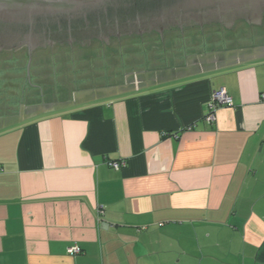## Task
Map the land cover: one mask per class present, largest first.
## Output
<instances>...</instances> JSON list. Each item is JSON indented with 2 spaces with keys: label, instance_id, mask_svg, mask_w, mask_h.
I'll return each mask as SVG.
<instances>
[{
  "label": "crops",
  "instance_id": "0c3cea01",
  "mask_svg": "<svg viewBox=\"0 0 264 264\" xmlns=\"http://www.w3.org/2000/svg\"><path fill=\"white\" fill-rule=\"evenodd\" d=\"M263 94L264 56L0 127V264H264Z\"/></svg>",
  "mask_w": 264,
  "mask_h": 264
},
{
  "label": "water",
  "instance_id": "95a60500",
  "mask_svg": "<svg viewBox=\"0 0 264 264\" xmlns=\"http://www.w3.org/2000/svg\"><path fill=\"white\" fill-rule=\"evenodd\" d=\"M263 12L264 0H0V32L15 36L0 40V49H29L27 72L16 73L14 86L0 84V127L38 112L262 57L263 31L222 48L208 29L203 36L198 28L183 35L179 30L251 21ZM176 27L179 30L162 38ZM151 33L158 35L127 40L121 49L96 46L75 59L68 56L64 66L49 63L44 82H36L37 74L29 77L35 48ZM20 34L22 38L16 37ZM6 61L26 64L10 56Z\"/></svg>",
  "mask_w": 264,
  "mask_h": 264
},
{
  "label": "flooded vegetation",
  "instance_id": "af4514ba",
  "mask_svg": "<svg viewBox=\"0 0 264 264\" xmlns=\"http://www.w3.org/2000/svg\"><path fill=\"white\" fill-rule=\"evenodd\" d=\"M243 27L246 28L245 31H243ZM198 28V29H196ZM199 30L200 35H204V30L208 29L210 34H212L214 37H218L219 41H221V47L225 48L227 47L228 43L231 44L234 41L238 40H250L253 38V36H256L262 31L264 32V12L261 14L259 19H252L251 21H247L244 19H234L231 20L230 24H211L203 27L199 26H185L182 31L179 30V28H171L168 31L164 32L162 38L170 37L172 35V32L175 30H179V33L183 35V33L187 30ZM257 30V31H256ZM260 31V32H259ZM207 32V33H209ZM158 34H147L143 35L142 37H121L118 38H111L107 42H100L98 39H91L89 43H73L72 45L68 44H53L52 46H45V47H38L32 50L31 52V64L29 67V77L32 79L34 78V75L37 74L38 78L36 82H44L46 81L45 78V70L49 66V63L51 65L56 66L57 63H61L59 65L64 66V64L67 61V57L73 56L76 57V55L81 54H87L89 52H92L94 47L99 46L101 49H121L124 46L125 41L132 40V39H139L142 40L144 38H151ZM14 35H10L7 32H4V30H1L0 32V40H10ZM16 37L22 38L23 34L17 35ZM165 40V39H162ZM219 47V48H221ZM216 48V47H215ZM218 49V48H216ZM28 54L29 49L27 45H23L20 48H16L15 50L10 49H0V77L6 80H1L2 85H12L14 86L17 84V74L19 71L27 72V64H28ZM10 56L16 61L23 60L26 62V64H8L6 61L7 57ZM56 64V65H55ZM9 78V79H8ZM7 88V87H6ZM22 97V94H20ZM19 95V96H20ZM12 96V95H11ZM13 99H16L17 96H12ZM5 98V97H4ZM12 99V98H11ZM0 100L4 101L2 98ZM2 104V102H0Z\"/></svg>",
  "mask_w": 264,
  "mask_h": 264
},
{
  "label": "built area",
  "instance_id": "2783aa9c",
  "mask_svg": "<svg viewBox=\"0 0 264 264\" xmlns=\"http://www.w3.org/2000/svg\"><path fill=\"white\" fill-rule=\"evenodd\" d=\"M262 99H264V94L261 96ZM220 105H224V106H231V100L230 98L226 95V93L223 90H219L217 92H215L212 95L211 101L208 104V114L205 117V121L210 124L214 121V112L216 110V108ZM112 168L114 169H119L121 167L120 164L117 163H111ZM99 214H102V210L100 209L98 211ZM79 252L77 247H71L68 249V253L70 255H74L77 254Z\"/></svg>",
  "mask_w": 264,
  "mask_h": 264
}]
</instances>
